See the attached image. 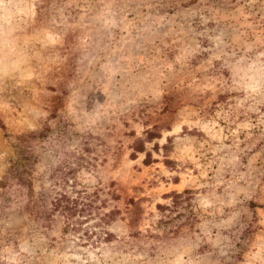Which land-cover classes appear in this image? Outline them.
Listing matches in <instances>:
<instances>
[{
    "label": "rangeland",
    "instance_id": "1",
    "mask_svg": "<svg viewBox=\"0 0 264 264\" xmlns=\"http://www.w3.org/2000/svg\"><path fill=\"white\" fill-rule=\"evenodd\" d=\"M0 124V264H264V0H0Z\"/></svg>",
    "mask_w": 264,
    "mask_h": 264
},
{
    "label": "trees",
    "instance_id": "2",
    "mask_svg": "<svg viewBox=\"0 0 264 264\" xmlns=\"http://www.w3.org/2000/svg\"><path fill=\"white\" fill-rule=\"evenodd\" d=\"M0 127L3 129L5 128L4 125L0 124ZM148 162V161H147ZM94 194V193H93ZM46 194L40 193L39 197H37L36 200H33L32 205H28L30 209H32L33 206L39 207V204L42 205L38 210H35L34 212L38 214V217H44L48 216L52 210H58L59 213L63 216L65 220V224L67 225V221L71 218H73L75 215L80 214L86 210L91 204H92V198H89L92 196L87 195L86 197L88 200H85L84 198H71L67 196L65 193H59L55 194V196H52L49 200L46 198ZM51 207V208H49Z\"/></svg>",
    "mask_w": 264,
    "mask_h": 264
}]
</instances>
